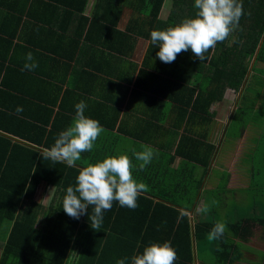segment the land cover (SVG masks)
Listing matches in <instances>:
<instances>
[{"label":"trees","instance_id":"trees-1","mask_svg":"<svg viewBox=\"0 0 264 264\" xmlns=\"http://www.w3.org/2000/svg\"><path fill=\"white\" fill-rule=\"evenodd\" d=\"M72 1L76 4H71L70 8L82 13L88 0ZM138 1L140 3L136 7L139 9H136L140 16L133 22L144 30L148 23L154 25L159 21L164 0ZM241 2L244 14L239 26L228 39L210 50L205 60L191 59L187 73L176 74L178 61L172 65L171 71L163 67L168 63L161 64L159 59L158 63H150L159 46L149 44L136 85L150 91L153 102L162 105L171 101L179 112L173 124L186 126L168 163L160 165V161L151 162L140 170L139 179L146 185V190L138 198L139 206L133 210L121 207L118 202L113 203L112 209L104 212L100 230L90 226L91 207L88 215H81L79 219L69 217L62 208L67 187L75 185L79 168L85 165L78 161L76 168H70L63 163L44 160L38 148L31 144L44 143L43 147L49 148L60 133L58 123L47 128L48 119L39 121L40 125L44 123L42 127L31 116L10 117L0 103V231L4 223L10 222L6 240L0 243V264H117L122 258H127L126 264H131V257L142 252L145 246L166 241L178 253L179 259L175 264H194L195 256L200 253V244L207 239L215 244L211 264H231L239 258L235 252L243 247V243L256 238L264 240V214L249 216L242 211L229 220L228 211L224 221L221 215L215 213L216 208L211 207L212 196L209 194L205 198L209 211L203 212L204 217L194 222L188 214L196 205L197 190L203 188L204 177L209 172L217 148L207 140V128L197 132L192 126L213 122L216 114L211 107L223 99L226 89L232 87L238 90L245 86V68H249L253 57V69H256L258 61L264 62V0ZM193 8L194 0H174L170 20L161 24L162 30L193 16ZM122 13L123 6L119 1L104 0L99 16L78 17L74 39L66 34H57L63 40L62 51L57 50V53L63 52L65 58L74 59L81 49L82 40L89 46L100 45L101 49L95 51L98 55L103 52L105 42L111 47L109 51L119 52L123 42L131 39V32L116 28ZM109 31H114L115 37L109 36ZM229 41L233 43L231 47L226 46ZM239 43H243L240 49ZM245 48L250 52L247 66L245 62H237ZM230 51L232 54L228 59L226 56ZM177 59L180 61L181 54ZM154 120L159 119L153 118L152 121L159 124ZM3 131L26 142H18ZM177 156L204 167L198 184L194 171L188 172L184 167L171 168ZM134 164L138 165L137 162ZM49 185L55 186L56 191L52 202L45 206L37 200V196L42 186ZM221 191L216 192L219 195ZM252 204L249 207H254L255 201ZM232 214L235 211H230ZM218 221L226 223L227 229L221 238L209 239L208 234Z\"/></svg>","mask_w":264,"mask_h":264},{"label":"crops","instance_id":"crops-1","mask_svg":"<svg viewBox=\"0 0 264 264\" xmlns=\"http://www.w3.org/2000/svg\"><path fill=\"white\" fill-rule=\"evenodd\" d=\"M117 1L123 6V13L118 19L116 28L119 31L131 32V39L125 40L123 48L119 47V52L114 53L109 51L111 47L106 46L105 42L104 46L102 45L103 52L100 55L95 52L101 49L100 45L89 46L82 40L81 49L76 57L69 59L65 58L63 52L57 53V50L62 51L63 48V40L57 34H66L74 39L78 17L80 15L90 18L99 16L100 7L104 0H88L82 13L70 8L71 4H76L72 0H61L60 2L55 0H0V103L3 104V110L10 117L25 118L31 116L37 122L36 124L42 125V127L44 123L40 125L39 121L44 122L45 119H48L47 128L58 123L61 132L70 125L75 115V105L83 100L87 104L85 114L99 120L105 131L96 141L93 150L82 154L80 160L82 165L86 166L107 156L119 154H127L132 158L133 163L137 162L132 149L141 150V144H147L157 149L158 156L154 157L152 162L160 161V165H165L169 162L170 155L173 154L172 150L184 133L186 125L175 126L173 121H177L179 117L177 107L171 101H165L162 105L153 102L150 91L136 85V78L143 67L151 43V32L157 29L162 30L161 24L170 20L169 15L172 8L166 10L164 5L167 0H164L159 21L154 25L148 23L144 30H140L138 24L133 22V19L140 16L136 10V0ZM193 9L195 12L196 9ZM112 19L115 20L114 17ZM113 32L109 31V36L115 37ZM142 33L149 34V36L147 37ZM64 45H67L66 42ZM232 45V41L226 43L227 47ZM242 45L243 43H239V49ZM231 51L229 55L232 54ZM29 52L33 54L34 60L39 66L31 71L22 70L25 57ZM180 54V61L176 58L175 62L170 65L161 62L155 53L152 54L149 62L158 63L157 60L159 59L161 64H165L163 67L171 71L172 65L177 64L178 61L176 74L181 75L187 73L190 68L188 63L195 58L191 50ZM229 55L226 58L229 59ZM253 58L249 63L245 86L238 90L228 87L224 93L223 99L226 98L228 92H235L234 104L230 100H221L226 104L230 103L236 106L231 109L229 104L225 107V112H220L217 105L221 101L215 102L211 107V110L216 114L213 122L202 126L197 123L192 126V129L197 132L207 128V140L217 146L209 172L204 177L203 188L197 190L199 195L196 205L193 206V211L188 212L194 222L204 217L201 209L206 205L205 198L208 194L206 191L214 189V184L209 180L214 167L218 166V162H221L218 158L224 156V160L227 159V164L230 163L228 167L232 166L233 168V162L238 155L237 152L242 151L246 137L244 127L242 128L243 137L239 140L236 148L226 151L225 154L221 147L228 137L229 125L240 104L250 76L255 73L252 68L255 57ZM198 75L199 73H197V77ZM177 78L181 79V77ZM261 84L264 87L263 82ZM146 85L149 86V83ZM17 106L23 107V112L20 114H16ZM153 118L159 119L160 121L154 120L158 121L159 124H154ZM206 125L207 127H205ZM4 133L18 142H26L16 135ZM31 144L39 151L46 149L42 145L44 143L33 142ZM233 155L234 157L231 158ZM171 166L175 169L184 167L188 172L194 171L196 184H198L199 176L204 169L200 163L190 162L181 156H177ZM200 167L203 168L202 171ZM232 168L228 171L233 172L234 169ZM139 172L137 165L133 174L138 181H141ZM230 175L232 177V174ZM227 182V188H235L230 186V177ZM243 186L247 187V184ZM247 188H250L251 191L255 189V192L258 189L251 184ZM55 191L56 188L53 185L42 186L38 191L37 200L48 206L52 202ZM216 191L221 190L217 189ZM254 207L259 213L264 214V196L261 197V202L255 203ZM226 213L222 214L224 221L226 220ZM197 214L199 217L195 218ZM255 240H258L254 244L256 249L263 251L264 256V240L256 238L248 243H255ZM241 248L235 252V256H239V258H236L237 260L231 264H250L248 262L251 260L253 264H263L264 257L260 258L256 255L250 257L253 255ZM199 255L200 253H197V257L195 256L194 264H206L201 261V258L197 259Z\"/></svg>","mask_w":264,"mask_h":264},{"label":"clouds","instance_id":"clouds-1","mask_svg":"<svg viewBox=\"0 0 264 264\" xmlns=\"http://www.w3.org/2000/svg\"><path fill=\"white\" fill-rule=\"evenodd\" d=\"M195 14L184 18L174 26L153 30L151 43L159 46L157 57L163 63H172L178 54L191 50L194 58L205 60L206 54L214 50L218 43L224 42L239 26L244 14L241 0H194ZM38 63L31 52L25 57L22 70H35ZM87 104L81 100L75 105V115L70 125L62 130L54 143L40 151L44 160L63 163L76 168L82 154L91 152L98 138L105 129L99 120L85 114ZM16 114L23 112L17 106ZM139 151L132 149L138 169L144 170L158 156V150L147 144H141ZM137 164L127 154L111 155L95 163L80 167L74 186H68L63 197V210L73 219L81 215H89L90 226L100 230L104 220V212L110 211L113 203L121 207L135 209L138 198L146 185L138 181L133 170ZM208 212V206L201 209ZM227 229L224 222H217L208 234L209 239H219ZM178 253L170 242H153L143 248L142 252L131 257V264H175ZM127 258L117 261L126 264Z\"/></svg>","mask_w":264,"mask_h":264},{"label":"rangeland","instance_id":"rangeland-1","mask_svg":"<svg viewBox=\"0 0 264 264\" xmlns=\"http://www.w3.org/2000/svg\"><path fill=\"white\" fill-rule=\"evenodd\" d=\"M139 3L140 2L138 0L135 1V4L137 6ZM173 6L174 0H167L164 8H166V10H169ZM136 8L139 9V7ZM242 51L237 58V62H245L244 64L245 66H247L246 62L249 61L248 58L250 52H248V48H245ZM227 55H229V52H227ZM253 70L255 71V73L250 76L251 78L246 85V89L242 96L240 104L236 110V113L233 115V119L229 125L228 137L221 147V150L223 149L224 153L230 149L236 148L239 140L243 137L242 128L244 127L246 137L243 143L242 151H240L241 154L239 155L240 152H237L238 155L236 160H234L233 162V168L232 166L228 167L230 163L227 164V159L225 161L224 156H220V158L218 159H220L221 162H218V166L214 167L213 173L210 176L209 180L210 182H212V184H214V189L207 191L205 190L210 195V197L212 196L210 202H212L211 207L214 206L217 210L215 213L221 215L220 217H222V214H224L225 212L228 213L229 211V214L227 216L229 220L231 219V217L233 219L235 215L236 217L239 216L242 211L244 213L247 212V215L249 216H259L260 213L256 210V208L249 206H252V203L254 201H256L255 203L261 202V197L264 196V87L261 84L262 82L264 84V75L261 74H264V62L258 61L256 64V70ZM245 71L247 72V79L249 72L248 67L245 68ZM235 95V92L232 93L230 91L227 93V95L225 96L226 98L224 99L230 100L231 103L234 104L236 98L234 97ZM224 101H221L219 105H217V108L220 112H225V107L230 104H226ZM230 105L231 109L236 106L232 104ZM221 154L223 155V153ZM233 157L234 155L231 158ZM230 168L234 169V171H228V169ZM202 169L203 168L200 167L201 171ZM230 174H232V177ZM229 177L231 183L230 186H234L235 188H227V180ZM244 184H247V187H249V185L251 184L254 188L258 189H256V192L255 189L251 191L250 188L244 187ZM221 188V194L218 195L216 190ZM225 196L227 197V199H224ZM46 202H48V200H46ZM230 211H235V214H232L231 216ZM243 216L245 215L243 214ZM198 217L199 216L197 214V217L195 218ZM9 227L10 222H6L3 224L0 231V243H3V240H6ZM254 242L255 243L252 244L243 243L242 246L244 247L241 249L253 255L250 257H254L255 255L259 256L260 258L264 257L262 254L263 251H259L254 245L256 244V242H258V240H255ZM214 247V241L209 242L208 239L205 241V243L200 244V258L206 264H211L213 260L212 250ZM243 254L246 255V253L244 252ZM248 263L253 264V261L251 260Z\"/></svg>","mask_w":264,"mask_h":264}]
</instances>
